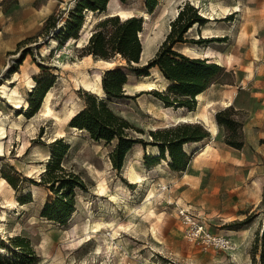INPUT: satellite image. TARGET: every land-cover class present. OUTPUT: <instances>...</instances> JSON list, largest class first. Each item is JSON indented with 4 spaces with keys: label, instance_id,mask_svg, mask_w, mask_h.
<instances>
[{
    "label": "rangeland",
    "instance_id": "rangeland-1",
    "mask_svg": "<svg viewBox=\"0 0 264 264\" xmlns=\"http://www.w3.org/2000/svg\"><path fill=\"white\" fill-rule=\"evenodd\" d=\"M12 1L0 0V112L3 113L0 118L9 120L4 135H0V255L7 264H261L264 0H157L151 13L147 12L144 0L112 1L115 6H132L129 17H142L143 54L134 66H142L154 56L182 8L185 11L197 8L198 15L205 19L201 24H192L184 33L186 42L176 43L173 49L196 58L203 57L185 51L184 46L199 47L201 54L211 50L212 61L223 71L211 81L200 100L195 98V108H185L178 118L164 116V103L152 93V90L166 92L169 83L158 68L149 69L145 81L119 54L109 59L113 65L86 56L83 47L89 34L97 30L94 24L98 19L115 15L113 12L85 13L84 31L80 35L81 27L77 36L82 45L77 46L62 35L58 38L53 35L57 28L65 27L68 11L76 0L35 1L43 17L51 12L48 16L55 19V30L51 27L53 20L45 27L48 17L35 23L10 21ZM19 35L25 36L17 43L11 42ZM48 46L53 49L43 53ZM25 50L28 52L21 60ZM114 67L127 73L122 87L124 97L103 100L130 123L129 135L142 140L125 154L119 171L112 168L110 160L115 142L96 141L87 130L69 125L70 118L84 108L79 92L102 96L103 91L97 93L92 89L94 75L102 78ZM86 74L90 77L87 81ZM52 75L51 87L55 91L51 107L59 118L33 114L35 119L31 122L26 114L30 110L28 103L34 98L31 91L37 81L42 86ZM17 86L19 109L13 108L7 97ZM227 98L231 100L230 106L220 102ZM65 103L66 110L62 111ZM41 105L42 102L39 109ZM229 108L231 117L241 125L244 142L241 149L226 143V128L215 122L216 113ZM20 115L25 119L20 128L14 127L10 120L19 122ZM184 123L200 124L208 136L200 140L199 146L209 144L213 149L197 159L199 149L192 142L182 144L188 157L182 171L169 167L170 156L165 148L164 159L158 158V163L148 166L146 162L150 159L146 157L159 154L158 149L153 154L147 153L148 145L157 147L149 132ZM212 124L216 127L215 135L210 132ZM57 140L67 147L60 164L82 176L86 188L75 189V210L65 225L47 220L39 213L48 196L53 195L38 182ZM159 165L162 171L150 175ZM150 191L153 197L148 199ZM26 194H30L31 201H20ZM148 211L153 214L152 221L146 218ZM95 223L105 225L97 234L92 228ZM152 226L156 234L151 232ZM200 228L209 237L221 236L227 243L202 240ZM16 235L26 238L34 251L29 257L24 255L21 263H16L20 261L12 253L22 254L21 251L14 249L8 240Z\"/></svg>",
    "mask_w": 264,
    "mask_h": 264
},
{
    "label": "trees",
    "instance_id": "trees-1",
    "mask_svg": "<svg viewBox=\"0 0 264 264\" xmlns=\"http://www.w3.org/2000/svg\"><path fill=\"white\" fill-rule=\"evenodd\" d=\"M110 0H76L75 6L68 11V20L65 27L58 28L52 15L44 21L45 27L53 20V35L57 38L62 35L64 39L78 38L84 22V14L87 12L101 13L106 10ZM126 3L128 0H119ZM13 0L12 3H16ZM147 12L151 13L156 7L157 0H144ZM87 11V12H86ZM197 8H190V11L180 10L177 13L175 21L171 25L169 33L161 43L153 57L146 64L138 65L141 56V41L139 32L142 31V17L130 15L125 19L112 15L98 19L94 24L96 31L90 34L86 46V56H94L98 60L110 61L114 54L121 55L132 71L138 76L149 75L151 68H158L161 75L169 82L166 92L152 90V93L164 103L165 107H184L190 110L195 108L196 96L204 92L211 81L217 78L223 71V68L214 62H207L204 58L187 57L177 50L173 49L176 43L186 42L184 33L192 24H201L205 19L198 15ZM111 29H107V27ZM102 29V30H100ZM28 39V38H27ZM197 41V40H196ZM198 43V42H195ZM20 44V43H19ZM28 50L24 51L23 58ZM127 80V73L119 67H114L105 72L101 78V88L103 95L82 93L85 102L84 108L75 113L69 120L70 127L87 130L90 137L94 140H103L106 143L115 142L110 153L112 168L119 171L123 165L125 154L130 150L135 142H142L140 138H133L128 130L132 127L123 117L114 113L103 100L106 98L120 99L124 97L123 85ZM53 75L48 82L39 86L40 82L31 91L34 98L28 103L30 110L26 113L28 117L37 112L42 99L47 90L53 85ZM174 95V98H172ZM100 98V99H99ZM232 109L219 111L215 119L219 125H223L227 131L226 143L234 148L243 147V138L241 125L231 117ZM216 123V124H217ZM217 124V125H218ZM150 136L156 142L159 154L146 159L148 166L158 163V158H163L164 148L170 156L169 167L174 171L186 169L188 157L182 151V144L189 142H200L208 136V133L198 123L178 124L169 129H155L149 132ZM238 138V142L230 137ZM144 145V144H143ZM66 144H60L57 140L52 144V151L44 173L41 174L38 183L47 187L52 196H48L40 209V216L65 225L75 210V189L85 190L84 178L77 173L68 171L61 165V159L66 152ZM6 180L13 186L16 184L6 177ZM22 202L31 201L30 194L20 198ZM18 252H12L16 259L21 263L26 256L34 253L28 240L20 235L12 236L8 239ZM25 255V256H24ZM7 260L0 255V264H7ZM261 264H264V254Z\"/></svg>",
    "mask_w": 264,
    "mask_h": 264
},
{
    "label": "bare ground",
    "instance_id": "bare-ground-1",
    "mask_svg": "<svg viewBox=\"0 0 264 264\" xmlns=\"http://www.w3.org/2000/svg\"><path fill=\"white\" fill-rule=\"evenodd\" d=\"M55 1V0H54ZM112 1L113 0H110L109 2H108V4H107V10L106 11H103V12H101L102 13V15H106L107 14V12H113L116 16H118V17H122L123 19L125 18V17H127L128 15H129V13L131 12V9H132V6H130V5H113L112 4ZM87 12V11H86ZM89 14H91V12L89 13ZM92 14H93V12H92ZM98 14H100V12L98 13ZM110 16V15H109ZM145 16L146 17H148V14H145ZM129 17V16H128ZM211 19V18H210ZM215 20V19H214ZM85 26V24L83 25V27ZM82 27V30H81V32H80V35L83 33V31H84V28ZM163 29V28H162ZM193 29H194V27H193ZM192 28H191V31L193 30ZM164 31V30H163ZM167 31V30H166ZM160 34V33H159ZM90 35V34H89ZM139 36H142V31L141 32H139ZM87 39H88V37L86 38V42H87ZM152 40V39H151ZM148 41V40H147ZM53 42H55V40H53ZM68 42L70 43V42H72V43H77V46H81L82 44H81V42H80V40L79 39H74V38H70V39H68ZM145 43H147L146 41H145ZM145 43L144 42H142V46L144 47V46H146L145 45ZM149 43H151V42H149ZM148 43V44H149ZM150 46V45H149ZM53 48H52V46H48V47H46L44 50H43V53H47V52H49L50 50H52ZM184 50L185 51H188V52H191V53H193V54H195L196 56H198V57H203L204 59H206V60H208V62H213L212 61V56H211V50L210 51H207L206 53L204 52V53H199L200 51H199V47H188V46H184ZM183 50V51H184ZM185 53V52H184ZM142 54H143V52H142ZM142 54H141V56H142ZM213 54V53H212ZM144 58V57H143ZM99 62H101V63H104V64H106V65H113V62H110V61H104V60H99ZM215 63V62H214ZM92 78V77H91ZM143 78V80H147L148 79V77H146V76H143L142 77ZM84 79L87 81V80H89L90 79V77H89V75L88 74H86L85 76H84ZM83 80V79H82ZM93 80H94V83L92 84V89H93V91H96L97 93L98 92H102V89H101V85H100V82H101V76L99 75V74H96V75H94V78H93ZM142 80V79H141ZM143 82V81H142ZM31 89H32V87H33V85L32 84H34V81L32 80L31 82ZM143 85H147V84H145V83H142ZM138 87H141V86H138ZM145 87V86H144ZM53 89L54 88H52V87H50L48 90H47V92L45 93V95H44V98H43V100H42V105H41V108L36 112V113H34L35 114V116H36V114H43V115H54L55 117H57V118H59L58 117V114L53 110V108L51 107V101H52V98H54L53 97V92L55 91H53ZM12 91H11V95L10 96H7L8 97V101L11 103V105H12V107L13 108H15V109H19L20 107H21V100H19V99H17L18 97V94H19V88H18V86L17 87H15V88H13V89H11ZM3 93L4 94H6V90H3ZM9 94V93H8ZM202 95H203V92H201V93H199L197 96H196V99H198V100H200L201 99V97H202ZM228 99V98H227ZM223 105H225V106H230L231 105V100L230 99H228V100H226L225 101V99L224 100H221L220 101ZM73 103V102H72ZM71 104V103H70ZM72 105V104H71ZM66 106H67V103H65L64 105H63V108H62V111H65L66 110ZM69 106V105H68ZM184 107H178V108H173V107H164V116H167V117H169V118H178V117H182V112L184 111ZM61 111V112H62ZM187 112V111H186ZM59 113V112H58ZM63 113V112H62ZM0 114H3V113H1L0 112ZM190 114V113H189ZM30 118V121L32 122L33 121V119H35V117H33V115L32 116H30L29 117ZM184 118H185V116H184ZM19 122H15V121H12V120H10V123L12 124V125H14V127L16 126L17 128H20L19 126H20V123H21V121L22 120H24L25 119V117L23 116V115H20L19 116ZM55 119V118H54ZM59 120V119H58ZM0 135H4V133H5V124H6V122L7 121H9L8 120V118H7V120H6V118H5V121H4V119H2V118H0ZM184 121V120H183ZM8 123V122H7ZM216 124V123H215ZM73 129H77V128H75V127H72ZM16 129V128H15ZM22 130V129H21ZM210 132L213 134V135H215L216 134V127H215V125H211L210 126ZM191 145H193L196 149H199V152L196 154V158L198 159V157H200V156H202V155H205V154H207V153H209L213 148H212V146L211 145H209V144H204V145H201V146H199V142H192V143H190ZM0 145H1V143H0ZM145 149V148H144ZM157 147H155V146H147V153L148 154H153V152H155V151H157ZM162 171V169H161V166L159 165V166H157V168L155 169V170H153L151 173H150V175H157L159 172H161ZM134 174H136V175H138L140 178H141V175H139L138 173H135L134 172ZM138 177V178H139ZM143 181V180H142ZM149 198L148 199H150L151 197H153V191H150L149 192V196H148ZM153 217V214L150 212V211H148V213H147V216H146V218L148 219V221L151 219ZM159 219L161 218L159 215L157 216ZM146 219V220H147ZM150 221H152V220H150ZM96 224V223H95ZM105 227V225H102V224H100V223H97L95 226H93L92 228L94 229V233L95 234H97V232L98 231H102V229ZM151 232H153L154 234H156V228H155V226H152V231Z\"/></svg>",
    "mask_w": 264,
    "mask_h": 264
},
{
    "label": "crops",
    "instance_id": "crops-1",
    "mask_svg": "<svg viewBox=\"0 0 264 264\" xmlns=\"http://www.w3.org/2000/svg\"><path fill=\"white\" fill-rule=\"evenodd\" d=\"M35 1L36 0H17L16 3H13L12 11L9 15L10 21L14 20L13 22L35 23L41 18L45 20L51 12H49L47 15H45V17H43L41 12L37 11V5H35ZM24 36L25 35H19L15 39L11 40V42L17 43L21 39H23Z\"/></svg>",
    "mask_w": 264,
    "mask_h": 264
},
{
    "label": "built area",
    "instance_id": "built-area-1",
    "mask_svg": "<svg viewBox=\"0 0 264 264\" xmlns=\"http://www.w3.org/2000/svg\"><path fill=\"white\" fill-rule=\"evenodd\" d=\"M199 235L202 237V240H206L208 239L209 241H211L213 244H224L227 243L226 239H224L221 236H213V237H209L207 234H205L202 230V228L199 229Z\"/></svg>",
    "mask_w": 264,
    "mask_h": 264
},
{
    "label": "water",
    "instance_id": "water-1",
    "mask_svg": "<svg viewBox=\"0 0 264 264\" xmlns=\"http://www.w3.org/2000/svg\"><path fill=\"white\" fill-rule=\"evenodd\" d=\"M106 8H107V6H106ZM58 29V28H57Z\"/></svg>",
    "mask_w": 264,
    "mask_h": 264
}]
</instances>
